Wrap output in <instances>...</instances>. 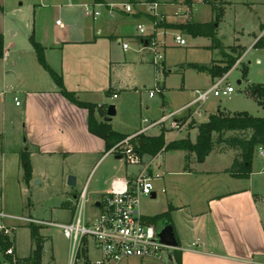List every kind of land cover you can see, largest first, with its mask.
Segmentation results:
<instances>
[{
    "label": "rangeland",
    "instance_id": "rangeland-1",
    "mask_svg": "<svg viewBox=\"0 0 264 264\" xmlns=\"http://www.w3.org/2000/svg\"><path fill=\"white\" fill-rule=\"evenodd\" d=\"M171 1L173 3L168 4L158 0L144 1V9L147 11V14H144L151 19V22L158 21L153 33L150 32L153 23L148 19L140 21L149 32L148 35H143L144 38L157 40L164 53V60L159 64V66L161 65L159 70H157L158 64L153 62L154 53L151 50L137 52V49L142 48L139 41L133 43L128 41V38L123 40L128 41L130 50L128 49L126 52L128 56L136 58L132 60L136 63L121 65L116 78L122 87L134 88L130 94L124 90L118 91L119 95L117 96L119 97L113 98L115 102H110V104L118 105L119 108L117 115L113 117V124L118 128V132L121 134L124 132L131 133L130 129L134 125H138L136 123H142L139 124L140 127L145 128L164 115L180 110L185 104L196 98L198 91L209 89L220 78L214 77L209 69H199L200 67L220 68L229 62H233L235 58L238 59L241 55L243 56L242 62L230 71L227 79L222 83V86L230 83L235 88L231 96L217 97L211 94L202 105L201 114L190 113L194 108H197L198 104L178 114L180 118L188 121L185 128L172 129L169 125L170 120H168L167 126L152 127L151 133L157 134L161 129H164L167 144L174 139L183 137H190L195 141L198 135L197 126L207 122L212 114L227 113L234 115L239 112H247L251 116L264 117V105L255 101L249 92L251 85L264 83V48L253 47L255 35L260 34L263 28L261 25L264 24V0H203L202 2L196 0L197 5L194 7L189 5V0ZM152 2L159 3L158 14L156 15L148 13V4ZM203 2H207V4H203ZM0 3L2 4H0V17L3 18L4 15L8 27H12L16 31L15 34L7 37V44L10 45L12 42L13 45L8 46L10 52L7 61H3V58L0 59V72L3 71L4 64L9 69L18 65V57L22 55L21 52L25 46L30 43L29 39L34 33L36 24L42 23L52 26L55 20L59 19L65 25L72 26L75 22L83 24L84 21L88 22L92 18L86 15L84 11H78V5L68 7L66 0H0ZM107 5L110 6L109 3ZM213 5L225 7V15L221 21H218L212 12ZM113 6L115 9L121 8L118 2ZM101 11L103 14L107 9L101 8ZM165 11L173 12V14ZM169 15L178 16V21L171 22L174 19H170ZM193 21H208L206 23H211L213 26L217 24L218 26H214L217 30V36H194L188 32L184 33L183 28L169 27ZM123 29L133 31V28L128 24L123 26ZM176 35H181L186 40V45L180 46L177 43ZM121 44L120 41L117 51L118 55L123 58L125 53ZM232 46L239 49L238 54L232 51ZM194 64L198 66L195 67ZM245 69H247L246 73ZM240 79L242 83H238ZM160 87H164V89L160 90ZM151 91L153 96H150ZM14 94L13 92L6 93V105L0 97L1 118L6 120V130L11 134L9 152L15 147L20 148L15 144V130L19 129L21 124L23 125L22 106L16 105ZM20 96L18 94V97ZM22 99L21 96L20 102ZM105 110L104 108L102 111ZM3 128L4 125L1 123L0 129L3 130ZM144 135L152 136L148 131ZM25 138L23 136V140ZM131 142H134V139L133 141L132 139L128 140L127 144L124 143V147H127ZM2 143L1 138L0 153ZM261 148L263 147H257L253 159V168L254 171L263 168V172H253L251 177H253L254 182L261 185V193L264 196V156L260 155ZM23 149L26 150V147ZM123 150L124 148L121 146L116 152L122 154ZM180 154L181 152H174L172 164L179 163ZM116 156L117 154H111L102 161V164L100 162L88 180L86 175L90 170L92 161H87L80 156L73 157L69 164L80 177L75 186L70 185L68 178L65 179L59 174L60 165L48 167L44 163L38 164L43 179L39 177L31 180L29 184L25 182L24 170L21 166L20 171L15 169L8 173L6 180L0 179V188H4V208L8 212L23 214L44 222H68L76 208L77 199L75 195H80L86 186L88 199L85 210L87 216L93 217L97 212L96 201L103 198L101 193L107 190L114 176H134L142 169V164L128 163L126 157L116 159ZM229 156L233 157V152L227 154L226 157L213 154L206 160L205 166L223 167L227 165ZM149 160L150 158H147L146 162ZM151 166L149 172L154 176L152 182L157 191V196L141 199V210L146 215H155L168 209L167 197L170 193V188L165 183L169 176L164 170V154L157 156ZM230 168L231 166L224 172L229 176H231L228 173ZM157 173L160 177H156ZM163 188L168 189V192H162ZM161 224L154 225L157 228ZM32 225L39 228L43 238V264H69L70 241L65 237L62 229L56 225L22 223L11 234H1L6 236L15 246L17 256L25 258L30 256L36 247V241L32 235ZM97 256L98 252L93 250L90 252V258ZM120 264L173 263L169 259L168 251H166L161 260L130 258Z\"/></svg>",
    "mask_w": 264,
    "mask_h": 264
},
{
    "label": "crops",
    "instance_id": "crops-1",
    "mask_svg": "<svg viewBox=\"0 0 264 264\" xmlns=\"http://www.w3.org/2000/svg\"><path fill=\"white\" fill-rule=\"evenodd\" d=\"M144 1L146 0H100L99 2L97 0H73L72 2L66 0L68 7L78 5V11H83L82 6L85 4L102 3L104 4L102 7L95 5V8L100 10L106 8L108 12L104 11L102 14L101 11L100 16L92 17L90 21H84L83 24H77V22L72 26L65 25L63 22L57 24L59 19H56L52 26L41 23L34 27L33 35L45 47V58L48 64L62 76L65 88L74 92L77 99L96 105L93 115L98 122L104 120L100 110H104L110 102H115L113 98L119 97L114 96L119 95L118 91L124 90L128 94L134 91L132 87L119 85L116 78L121 65L136 63L132 61L136 58L128 56L126 51L130 50V47L125 49L124 43L139 41L142 48L137 49V52L148 50L143 48L147 39L138 31L141 20L148 19L151 22V19L144 14H147ZM158 1L166 2V4L173 3L171 0ZM117 2H131L134 7L131 12L120 11L117 15L116 12L111 14L107 4L112 5ZM196 3V0H189V5L193 7L197 5ZM212 12L214 13V10ZM167 13L173 14V12ZM169 18L174 19L171 22L178 21V16L169 15ZM206 22L208 21L201 23ZM127 24L133 28V31L123 29V26ZM261 26L263 28L259 35H255V42L264 34V24ZM0 32L5 38L3 61L6 62L10 52L8 46L12 44V42L10 45L7 44V37L15 34L16 31L8 27L4 15L3 18L0 17ZM125 38L129 40L123 41ZM120 41L125 53L123 58L117 51ZM21 54L15 68L9 69L4 64V69L0 72L2 87L0 97L5 105L7 92L15 93L14 100L23 97L22 102L19 105L16 104L18 107L22 106L23 125L21 124L20 128L15 130V144L20 148L15 147L16 149L14 148L11 152L8 151L11 134L6 130V120L1 118L0 111V125L1 123L4 125L3 130L0 129V137L3 140L0 153V179L6 180L8 173L15 169L20 171V153L25 147L31 153L32 180L39 177L43 179L38 164L44 163L48 167L60 165L59 174L65 179L74 175L78 184L79 174L69 164L73 157L80 156L87 161H92L86 175L87 180L99 163L102 164V161L111 154H117L116 159L123 158L121 154L112 151L120 142L107 150L105 139L90 131L89 109L77 105L61 93L51 74L39 62L31 42L25 46ZM242 58V55L239 56L230 71L242 62ZM230 71L225 74L229 75ZM240 81L242 83L241 79ZM18 94L21 96L18 97ZM103 95L105 97H102ZM197 97L198 95L194 100ZM116 106L118 113L119 108L118 105ZM195 109L190 113L201 114L200 110L194 113ZM113 121L112 118L109 125L118 132ZM136 124L138 125L130 129L131 133L124 132V135L129 137L123 141L131 140L140 133H146V131L142 132L144 128L139 125L142 123ZM151 129L147 130L150 135L161 134L162 129L157 134L151 133ZM23 136L26 137L24 140ZM261 151L260 155L264 156ZM174 152H181L179 163L176 165L172 164ZM230 152H233V157L229 156L227 165L205 166L206 160L211 155L226 157ZM161 154H164V170L169 176L165 183L170 188L167 197L168 209L161 213H169L171 219L169 224L173 225L179 242L178 249L167 250L171 262L177 264L174 255L175 251L179 250L182 252V264H264V196L261 193V185L254 182L251 177L253 172H263V168L254 171L252 163L251 174L238 178L224 173L233 163L236 154L234 150L212 151L203 162H198L193 156L189 164L186 162V153L183 150H163L155 156L139 154V164H142V169L134 176H114L110 186L101 194L128 188L141 171L144 169L150 171L152 163ZM147 158H150L148 162H146ZM163 189L165 191L162 192H168V189ZM0 191V204L4 207V188H0ZM154 194L156 197V190ZM77 196L75 195V198ZM144 216L147 224L155 226L154 223L149 222V218L154 215L144 214ZM0 264H3L1 259Z\"/></svg>",
    "mask_w": 264,
    "mask_h": 264
},
{
    "label": "built area",
    "instance_id": "built-area-1",
    "mask_svg": "<svg viewBox=\"0 0 264 264\" xmlns=\"http://www.w3.org/2000/svg\"><path fill=\"white\" fill-rule=\"evenodd\" d=\"M104 4H85L82 10L86 15L97 18L101 14L100 8ZM148 13L153 15L158 14L159 3L152 2L148 4ZM121 8H113V4L107 6L109 12L128 11L134 7L131 2L120 3ZM162 20V16H161ZM153 29L157 27L158 21H152ZM57 24H61L58 20ZM150 29V30H151ZM138 30L142 35H148V29L143 24L138 25ZM177 43L180 46L186 45V40L181 35H176ZM148 44L144 45L145 50H151L153 54V62L157 67L164 60V53L160 48L159 42L155 39H147ZM125 49H128L129 43L123 44ZM157 69V70H159ZM228 74L220 77L209 89L198 91V97L193 102L183 106L180 110L164 115L161 119L146 126L142 132L149 130L152 127L163 125L167 126L166 122L170 120L172 129L185 128L188 124L187 120L179 117V113L184 110L191 109L198 104L194 113L199 112L202 105L207 101L209 96H231L235 88L228 83L222 86V83L227 79ZM115 97L117 95H114ZM153 96V92H150ZM16 104L21 102L15 98ZM178 115V116H177ZM128 140L117 144L112 151H117L123 146L124 150L121 154L127 158L128 163H140V156L133 145L129 144L124 147V143ZM261 153H264V148H261ZM156 177H160L159 174ZM154 176L148 169L141 171L138 176L131 182L128 188L124 190H116L105 193L102 199L96 201L97 212L93 217L86 214L85 206L87 201V187L85 186L80 195L76 197V208L73 211V216L68 222H44L26 216L23 214H14L6 211L0 204V233L11 234L19 224L22 223H43L51 224L60 227L65 237L70 241V258L69 264H120L130 258L139 259H158L163 258V254L171 249V247L160 242L156 227L149 225L145 221V216L141 210V199L143 197H152L155 193L153 184ZM165 191V189H162ZM92 219V220H91ZM98 252V256L90 258L91 251ZM8 253L14 252V247L7 250Z\"/></svg>",
    "mask_w": 264,
    "mask_h": 264
},
{
    "label": "trees",
    "instance_id": "trees-1",
    "mask_svg": "<svg viewBox=\"0 0 264 264\" xmlns=\"http://www.w3.org/2000/svg\"><path fill=\"white\" fill-rule=\"evenodd\" d=\"M98 2L100 0H97ZM213 10L218 21H221L225 15V7L213 5ZM217 25V24H215ZM214 25V26H215ZM213 24L201 22H186L179 25H171L170 28L187 30L188 33L194 36H210L216 37L217 30ZM30 42L34 47L39 62L51 74L55 82L58 84L61 93L69 100L73 101L81 107H86L90 111L89 127L90 131L105 139L107 150L111 149L117 143L127 138L124 134L114 131L109 122L98 120L94 117V110L96 105L89 102H83L77 99L74 92L68 91L64 84L62 76L56 72L46 61L45 47L38 42L34 35L30 37ZM254 48H264V34L260 36L254 44ZM232 51L238 54L239 49L232 46ZM5 55V38L0 32V59ZM235 58L233 62H229L222 67H200L199 69H209L214 77H221L229 72L236 63ZM197 67L198 65L194 64ZM159 69V67H157ZM247 69H245L246 73ZM159 85V83H158ZM164 87H160L163 90ZM251 97L260 104L264 105V83L253 84L250 86ZM108 107V106H107ZM105 111H101L103 117L106 115ZM165 130H161L159 136H146L144 133L138 134L131 142L135 150L141 155L149 154L155 156L163 150H183L185 151V159L189 164L191 158L195 156L198 162H203L212 151L234 150L236 152L235 158L228 170L232 177L249 176L252 172V163L257 147L264 148V117L251 116L247 112H239L234 115L227 113L212 114L209 120L202 123L198 127V135L195 141L190 137L178 139L166 143ZM21 166L24 170L25 182L33 179V166L31 162V153L29 150H24L20 153ZM1 195V191H0ZM169 213H161L149 218V222L154 224L170 223ZM33 226V225H32ZM33 239L36 241V247L32 250V254L25 258H19L16 255L15 246L8 240V238L0 233V256L3 264H43L42 250L43 238L37 226L32 227ZM14 246V252L8 253L7 250ZM0 254V255H1ZM175 259L177 264H182V252L175 251Z\"/></svg>",
    "mask_w": 264,
    "mask_h": 264
},
{
    "label": "water",
    "instance_id": "water-1",
    "mask_svg": "<svg viewBox=\"0 0 264 264\" xmlns=\"http://www.w3.org/2000/svg\"><path fill=\"white\" fill-rule=\"evenodd\" d=\"M146 44H148V42H146ZM238 83H241V81L239 80ZM116 114L117 106L115 104H109L107 107L106 115L104 116V121H111ZM68 183L72 186H75L76 177L74 175H70L68 177ZM153 197H155V194H153ZM156 232L160 242L174 249L179 248V242L177 240L175 229L172 224L165 222L156 228Z\"/></svg>",
    "mask_w": 264,
    "mask_h": 264
}]
</instances>
